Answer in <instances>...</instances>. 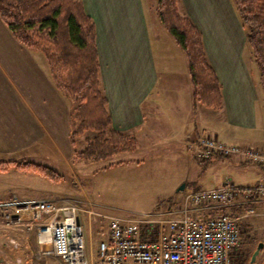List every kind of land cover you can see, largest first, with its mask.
<instances>
[{
    "label": "crops",
    "instance_id": "1",
    "mask_svg": "<svg viewBox=\"0 0 264 264\" xmlns=\"http://www.w3.org/2000/svg\"><path fill=\"white\" fill-rule=\"evenodd\" d=\"M80 1L95 24L100 82L113 129L133 134L138 144L153 137L159 140V134L167 133V142L175 144L173 148L184 146L186 155L187 144L203 134L229 145L264 149V91L232 0H178L179 13L201 32L208 61L221 85L222 107L213 112L217 128L208 132L199 129L205 115L199 114L200 106L193 107L181 49L170 44L159 28L154 13L157 0ZM40 54L19 44L0 20V158H14L27 151L45 155L51 144L59 157L70 162L71 104L55 88ZM194 160L191 157L190 163ZM248 168L262 180L264 167ZM182 182L184 189L176 191L180 193L176 200L188 193L187 182ZM245 196L239 193L233 204L219 208L218 213L241 214L246 208L240 204ZM11 198L24 199L0 191V201ZM30 199L54 201L50 197ZM250 204L260 210L255 217H264V202ZM197 214L213 213L205 210ZM12 233L33 235L23 229L0 228V235ZM30 256L26 246L21 259L35 264Z\"/></svg>",
    "mask_w": 264,
    "mask_h": 264
},
{
    "label": "rangeland",
    "instance_id": "2",
    "mask_svg": "<svg viewBox=\"0 0 264 264\" xmlns=\"http://www.w3.org/2000/svg\"><path fill=\"white\" fill-rule=\"evenodd\" d=\"M159 28L170 39L168 42L178 48L160 23ZM163 42L166 43L165 45L168 44L166 40ZM178 50L180 51L179 48ZM180 54L185 58L186 71L187 59L182 51ZM255 69L258 73L257 67ZM213 112L200 106L199 114L205 115L204 122L199 124L200 130L208 132L214 131L213 127L217 128V125L213 126ZM218 135L221 139H225L222 134ZM93 136L89 133L76 138L73 149L82 150L85 140ZM168 136L169 134L164 133L162 137L159 134V140L156 137L143 140L137 143L133 153L120 154L97 163L77 160L74 156H71L70 162H67L65 157L58 156L51 144L46 147L45 155L27 151L14 158H0V162L15 160L19 163L31 162L47 166L59 175V180L54 182L36 173L9 167L7 172H0V191L11 192L16 197L24 199L50 197L54 201L61 200V203L76 207L78 210L76 219L81 227L85 256L89 264H99L98 245L107 240L109 219L149 221L171 219L169 215L172 218L176 217L178 214L168 213L171 210L178 211L182 206L183 197L176 200L180 195L176 191L184 185L182 181L187 182L185 192L188 193L216 188L226 179H231L240 189L252 188L261 181L260 176L248 168L253 165L261 167V165L240 157L239 159L244 162L239 163L231 157L206 162L194 161L191 164V157L186 155L184 146L178 145L173 148L175 144L167 142ZM155 141L158 142L155 144ZM259 211L256 209L257 214ZM246 225L241 248L238 253L232 255L231 263L264 264V245L255 261L249 262L256 247L264 244V217H249L246 219ZM9 238L16 239L19 243L15 246ZM22 245L30 249L29 258L36 261L35 264H61L52 257L35 260L32 254L36 247L35 237L19 236L18 233L0 235L2 264H16L17 258L24 262L21 257L25 247L21 248Z\"/></svg>",
    "mask_w": 264,
    "mask_h": 264
},
{
    "label": "trees",
    "instance_id": "3",
    "mask_svg": "<svg viewBox=\"0 0 264 264\" xmlns=\"http://www.w3.org/2000/svg\"><path fill=\"white\" fill-rule=\"evenodd\" d=\"M232 2L264 90V0ZM177 6L178 0H157V20L187 59L193 107L218 111L222 107L221 85L208 61L201 32ZM0 20L19 44L44 56L55 88L71 103L72 157L97 163L136 150L133 134L112 127L100 82L95 24L80 0H0ZM89 133L94 136L85 140L84 148L73 149L76 138ZM9 167L59 180L53 169L40 164L0 162L1 172ZM249 262L253 263L251 258Z\"/></svg>",
    "mask_w": 264,
    "mask_h": 264
},
{
    "label": "built area",
    "instance_id": "4",
    "mask_svg": "<svg viewBox=\"0 0 264 264\" xmlns=\"http://www.w3.org/2000/svg\"><path fill=\"white\" fill-rule=\"evenodd\" d=\"M186 152L206 162L214 158L240 157L264 167V149L229 145L209 134L188 143ZM244 193L240 215L218 213ZM255 195L254 199L249 196ZM264 202V171L254 187L240 189L230 179L213 189L183 197L177 217L165 220L110 218L108 237L98 245L99 264H232L242 245L246 219L257 215L251 202ZM250 204V205H247ZM211 215H198L202 211ZM77 208L45 199L11 198L0 201V228L19 229L35 237L33 258H55L61 264H89L76 214ZM166 228V230H165ZM16 246L14 240H10ZM19 259L16 264H22Z\"/></svg>",
    "mask_w": 264,
    "mask_h": 264
},
{
    "label": "water",
    "instance_id": "5",
    "mask_svg": "<svg viewBox=\"0 0 264 264\" xmlns=\"http://www.w3.org/2000/svg\"><path fill=\"white\" fill-rule=\"evenodd\" d=\"M184 189V185H182L180 188H178L177 191H181ZM262 248V244H259L256 248V250L254 251V253L252 254V257H251V262H254L255 261V258L257 257V255L259 254V251L260 249Z\"/></svg>",
    "mask_w": 264,
    "mask_h": 264
}]
</instances>
